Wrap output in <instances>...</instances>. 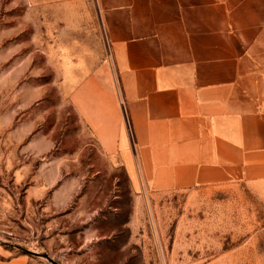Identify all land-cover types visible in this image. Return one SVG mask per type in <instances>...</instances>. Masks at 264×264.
<instances>
[{
  "label": "rangeland",
  "instance_id": "1",
  "mask_svg": "<svg viewBox=\"0 0 264 264\" xmlns=\"http://www.w3.org/2000/svg\"><path fill=\"white\" fill-rule=\"evenodd\" d=\"M110 62L95 0H0V246L48 264H264V177L151 187L98 126Z\"/></svg>",
  "mask_w": 264,
  "mask_h": 264
},
{
  "label": "crops",
  "instance_id": "2",
  "mask_svg": "<svg viewBox=\"0 0 264 264\" xmlns=\"http://www.w3.org/2000/svg\"><path fill=\"white\" fill-rule=\"evenodd\" d=\"M95 3L111 46L97 76L111 147L134 151L155 188L264 177V0ZM0 264L48 263L0 246Z\"/></svg>",
  "mask_w": 264,
  "mask_h": 264
},
{
  "label": "water",
  "instance_id": "3",
  "mask_svg": "<svg viewBox=\"0 0 264 264\" xmlns=\"http://www.w3.org/2000/svg\"><path fill=\"white\" fill-rule=\"evenodd\" d=\"M42 256H44L46 258H49V255L48 254H42Z\"/></svg>",
  "mask_w": 264,
  "mask_h": 264
}]
</instances>
